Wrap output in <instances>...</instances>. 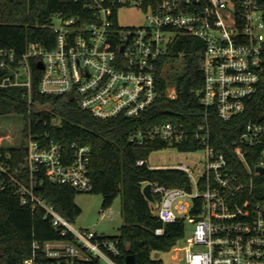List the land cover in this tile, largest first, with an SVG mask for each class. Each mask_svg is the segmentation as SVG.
<instances>
[{
  "label": "built area",
  "instance_id": "2783aa9c",
  "mask_svg": "<svg viewBox=\"0 0 264 264\" xmlns=\"http://www.w3.org/2000/svg\"><path fill=\"white\" fill-rule=\"evenodd\" d=\"M132 1L146 11L147 21L142 25H119L113 8L99 2L92 20L57 15L61 26L54 21L51 25L56 34L52 48L32 42L17 53L0 45V67L7 69L0 76V86H24L30 92L34 63L42 71V93L72 96L81 108L99 118H134L161 94L158 64L170 54L177 38L190 35L202 39L203 84L196 94L206 110L205 122L189 132L182 125L166 121L139 128L130 140L144 144L158 139L177 146L192 137L202 145L199 150L204 152L203 160L195 168L185 163L153 167L149 159L137 160L140 166L177 169L188 177L186 187L150 182L155 200H149L163 224L186 219L195 223L193 234L182 248L185 264H264V195L255 192V177L264 175L258 170L264 167V97L256 110L259 119L250 121L235 142L234 152L244 173L211 144L207 124L210 110L229 120L244 113L253 97L264 91V0L118 3L122 7ZM39 61L44 68L37 66ZM166 93L175 97V85L171 92L168 86ZM71 148L67 152L53 139L30 138L24 162L12 166L10 155L0 158V189H14L24 206L43 208L62 236H70L34 240L32 255L19 264H122L119 237L75 226L37 193V186L43 184L38 179L40 173L81 192L92 188V146L73 141ZM252 153L258 156L254 166L249 161ZM22 172L28 175V182ZM155 232L162 234L164 226Z\"/></svg>",
  "mask_w": 264,
  "mask_h": 264
},
{
  "label": "trees",
  "instance_id": "16d2710c",
  "mask_svg": "<svg viewBox=\"0 0 264 264\" xmlns=\"http://www.w3.org/2000/svg\"><path fill=\"white\" fill-rule=\"evenodd\" d=\"M99 2L111 6L116 16L120 7L118 0H0V45L14 48L17 53L26 50L32 42L52 48L56 41L51 26L54 17L60 15L80 21L92 20L97 11L94 6ZM203 48L204 41L198 37L180 35L177 38L170 47V54L158 64L161 94L140 116L134 118H99L81 108L72 96L42 93L39 88L42 71L33 63L30 92L24 86H0V114H20L25 121L21 146L0 148V158L10 155L8 161L12 166L24 162L30 138L53 139L60 142L67 152L71 151L73 141L90 144L92 188L89 191L103 196V210L110 207L117 196L122 199L124 222L120 235L111 236L119 237L122 241L123 255L119 261L125 264L126 255L132 253L140 264H163V260L154 258L152 252L170 251L177 246L184 235L185 221L163 224L144 196L142 187L147 181L170 187H186L189 185L188 177L177 169L138 165V159L148 160L153 151L168 145L158 139L136 144L130 140V136L139 128H152L166 121L182 125L189 132L205 122L206 110L196 94L203 84L200 66ZM177 60L182 64L181 70L175 74L177 94L170 97L166 93L170 83L164 77L163 70L167 63ZM262 97L264 91L253 97L244 113L229 120H223L214 110L207 115L211 144L222 150L230 165L240 173H244V168L235 155V142L247 130L250 121L259 119L256 110L263 103ZM174 147L180 151H196L202 145L190 137L187 142ZM257 160L255 154L249 155L252 166ZM22 176L23 180L29 181L26 172H22ZM38 179L43 184L37 193L74 222L82 212L75 202L76 194L81 191L69 184L55 183L41 173ZM255 192L257 196L264 195V175L255 177ZM160 226H164V232L156 234L155 229ZM62 237L70 238L69 235L62 236L60 230L52 225L43 208L24 206L14 189H0V252L3 253L0 264H19L30 257L34 240L43 242Z\"/></svg>",
  "mask_w": 264,
  "mask_h": 264
},
{
  "label": "rangeland",
  "instance_id": "374dc122",
  "mask_svg": "<svg viewBox=\"0 0 264 264\" xmlns=\"http://www.w3.org/2000/svg\"><path fill=\"white\" fill-rule=\"evenodd\" d=\"M115 20L124 27L139 26L147 21L146 11L132 1L131 4L118 9ZM54 24L57 27L61 26V20L57 16L54 17ZM181 65V61L177 60L175 63H167L164 67L163 75L170 83L169 92L172 91L175 74L181 70ZM24 127L25 121L22 115L15 113L0 114V148L21 146ZM203 155L202 150L180 151L174 146H168L153 151L149 157V164L153 167H164L185 163L191 168H195L196 164L203 160ZM102 201L103 196L101 194L91 191L78 192L75 196V202L82 209V212L74 221L75 226L92 228L97 233L107 236L120 235V227L124 222L121 196H117L113 204L105 210L102 209ZM153 211L156 213L157 209L154 208ZM194 228L195 223L186 219L184 235L179 239L177 246L170 251H153L152 256L162 259L163 264H185L182 248L193 234Z\"/></svg>",
  "mask_w": 264,
  "mask_h": 264
},
{
  "label": "water",
  "instance_id": "95a60500",
  "mask_svg": "<svg viewBox=\"0 0 264 264\" xmlns=\"http://www.w3.org/2000/svg\"><path fill=\"white\" fill-rule=\"evenodd\" d=\"M37 66L39 68H44V65H43L42 61H39ZM6 71H7V69L0 67V76L2 74H4ZM258 170L260 171V173L264 174V167H258ZM37 188L40 189L41 185H38ZM142 192H143V194H144V196L146 197L147 200H150V201H154L155 200V197H154V195L152 193V184L150 182L147 183L146 185H144V187L142 189ZM2 257H3V253L0 252V259ZM125 264H140V263L137 261L135 254L130 253V254L126 255Z\"/></svg>",
  "mask_w": 264,
  "mask_h": 264
}]
</instances>
